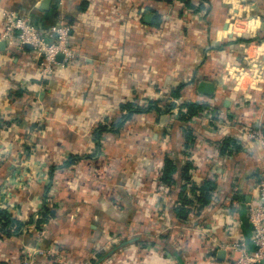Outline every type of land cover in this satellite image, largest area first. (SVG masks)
<instances>
[{"label": "crops", "instance_id": "obj_1", "mask_svg": "<svg viewBox=\"0 0 264 264\" xmlns=\"http://www.w3.org/2000/svg\"><path fill=\"white\" fill-rule=\"evenodd\" d=\"M42 2L0 0V32L3 10L30 12L38 28L62 20L77 57L42 79L29 48L0 47V181L15 159L34 165L33 179L45 175L43 186L0 190V210L25 223L51 200L55 217L0 237V264L29 255L35 264H111L100 249L115 231L124 244L113 264L121 254L135 264H227V244L249 245L246 208L264 159L242 134L255 123L264 130V37L234 39L264 33V0H189L197 11L176 0H67L64 8L50 0L47 13ZM201 81L214 84L212 96L197 92ZM147 100L160 101V111L134 114L95 138L124 104ZM189 101L207 106L186 121L180 106ZM167 102L175 104L169 111ZM224 139L233 141L226 150ZM70 156L77 159L61 167ZM166 160L176 173L165 185ZM184 166L191 184H214L207 205L195 202L200 193L185 185ZM141 178L149 190H138ZM179 206L190 208L184 221Z\"/></svg>", "mask_w": 264, "mask_h": 264}, {"label": "built area", "instance_id": "obj_2", "mask_svg": "<svg viewBox=\"0 0 264 264\" xmlns=\"http://www.w3.org/2000/svg\"><path fill=\"white\" fill-rule=\"evenodd\" d=\"M54 1L64 8L67 0ZM69 33L70 27L62 20L38 28L29 13L1 12L0 41L14 51H22L28 46L40 59L38 75L42 79L52 76L57 68L63 69L76 59ZM59 55L61 60L57 59ZM242 134L264 154V135L257 123L245 127ZM246 219L251 231L249 245L243 241L227 244V264H264V159L252 189V199L246 208ZM18 264H35V260L29 255Z\"/></svg>", "mask_w": 264, "mask_h": 264}, {"label": "trees", "instance_id": "obj_3", "mask_svg": "<svg viewBox=\"0 0 264 264\" xmlns=\"http://www.w3.org/2000/svg\"><path fill=\"white\" fill-rule=\"evenodd\" d=\"M170 2L171 0H166ZM185 6V8L191 10V11H197L199 8L194 9L193 5L189 2V0H176ZM28 13V12H27ZM29 14H31L29 12ZM264 22V20H263ZM264 37V33L260 34L258 39L255 40H242V39H234V41H244V42H256L260 41L261 38ZM183 85H178L177 87L173 88L171 91H169V95L177 99L180 96V90ZM161 102L158 100H147L145 104L142 105H137L135 102H129L126 103L122 106L124 109L125 113L115 122L111 125L110 130H106L107 128L105 126H99V128L96 129L95 131V138L97 139V136L100 135L103 132H108V131H113V132H118L122 126L129 120L134 114H139V113H146L149 111H160L161 107L160 104ZM175 106L174 102H167L164 103V108L166 111L171 110ZM207 105L205 103H197V102H185L180 106L181 109H185L184 113H180L181 119L190 120V118L199 115L206 107ZM188 134V133H187ZM97 135V136H96ZM188 136H190L188 134ZM191 137V136H190ZM189 139V137H188ZM233 141L230 139H224L222 141V150H226L227 146L231 144ZM235 143V142H234ZM236 149H240L239 146L234 147ZM77 158H72L71 156L61 165V167H68L70 166L74 160ZM54 167H52V170ZM183 170V179L185 180V185H189V190L192 193H195V191H198L200 194L197 196L195 199L196 203H199L201 205H207L210 201V192L211 190L214 189V184L206 180L204 181L200 187H196L195 185L191 184L189 181L188 177V170L189 166H184ZM176 173V168L171 164L170 161H165L164 163V168L162 170V177L160 178V181H162L163 184H171L173 180V175ZM47 189V188H46ZM183 190H185V187L183 186ZM182 201L181 205L184 206H189L191 204L190 201L186 200L185 197L180 198ZM52 204H48L47 201H43V205L40 208V210L37 212V218L34 217H29V219L23 223L20 220H18L15 216H13L11 213L8 211L1 209L0 210V237H9L12 234L19 233L21 228L23 227L24 224L27 225H34L36 229L39 228V224H48V220L51 218H54L55 216V209ZM184 206H179L175 209V215L180 221H184L187 219L190 208L188 207L187 209L184 208ZM195 215H197V211H195ZM12 233V234H11Z\"/></svg>", "mask_w": 264, "mask_h": 264}, {"label": "rangeland", "instance_id": "obj_4", "mask_svg": "<svg viewBox=\"0 0 264 264\" xmlns=\"http://www.w3.org/2000/svg\"><path fill=\"white\" fill-rule=\"evenodd\" d=\"M248 67L249 66L247 65L246 68H244V70H242L239 77L242 78L244 76L245 77L247 76V74L249 72ZM148 164L149 163H147V165ZM33 166H34L33 164L29 165V164H27V162H24V161L22 162L20 159L13 160V162L10 164L8 169H6L7 172L9 173V175L4 177L2 179V181H0V190H18V188H21V187L23 188V190H26L27 188H29L31 186V184H34V183H38V184H40V186L41 185L43 186L45 175L40 174L39 178L33 179L32 176L36 177V175L34 173H30L27 170L28 167L31 168ZM141 176H143V175H141ZM53 185H54V183L51 184L50 190H54ZM132 186H133V184H132ZM149 186H150L149 180L141 178L140 189H138V190H149L148 189ZM133 187H132L133 189H136V186H133ZM159 193H160V195L164 196V190H159ZM47 203L51 204V200H49V202L47 200ZM111 204L115 205V202H111ZM132 231H133L132 228L127 230V232H132ZM116 232L117 231L109 233V238L107 239V242H105L103 248L100 249V250L103 249V251L105 252L104 257L108 258V261L111 264L116 263V260H118V257L120 256L119 253L122 251L121 244L122 245L124 244V241L119 239V236H117ZM127 235H129V234H127ZM126 238H127V240L131 239V237H127V236H126ZM147 248L148 247L145 248L146 251H147ZM121 258H122V260H121L122 264H131V263L135 264L134 263L135 258L132 259L130 257V255H128V254L127 255L121 254ZM63 259H65V258H63ZM61 261H64V260H61ZM99 262H100V260H98V264H99Z\"/></svg>", "mask_w": 264, "mask_h": 264}, {"label": "water", "instance_id": "obj_5", "mask_svg": "<svg viewBox=\"0 0 264 264\" xmlns=\"http://www.w3.org/2000/svg\"><path fill=\"white\" fill-rule=\"evenodd\" d=\"M50 0H43V2L41 3V8L44 9V11H48V5H49ZM47 17V14L46 16ZM143 22L146 24H149L151 22V16L146 14L143 17ZM226 26H224L225 28ZM5 44L3 42L0 41V47H3ZM25 48H28V46H25ZM61 55H59L57 57L58 60H61ZM215 90V86L212 83L209 82H205V81H201L197 84V92L202 95V96H206V97H210L213 95ZM263 135H264V130L262 131ZM225 252L223 250H219L217 252L216 258L217 260H223Z\"/></svg>", "mask_w": 264, "mask_h": 264}]
</instances>
